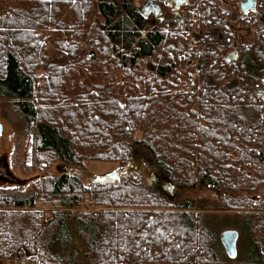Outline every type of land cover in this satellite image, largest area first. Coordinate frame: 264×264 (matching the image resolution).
Returning <instances> with one entry per match:
<instances>
[{
	"label": "trees",
	"instance_id": "trees-1",
	"mask_svg": "<svg viewBox=\"0 0 264 264\" xmlns=\"http://www.w3.org/2000/svg\"><path fill=\"white\" fill-rule=\"evenodd\" d=\"M138 1L0 0V99L47 172L0 193V261L264 264V0L154 22ZM84 162L121 173L86 184Z\"/></svg>",
	"mask_w": 264,
	"mask_h": 264
},
{
	"label": "rangeland",
	"instance_id": "rangeland-1",
	"mask_svg": "<svg viewBox=\"0 0 264 264\" xmlns=\"http://www.w3.org/2000/svg\"><path fill=\"white\" fill-rule=\"evenodd\" d=\"M144 2L145 0H140L137 5L143 7ZM233 2L234 3H231V5L237 4V6H239L237 1L234 0ZM0 125L3 127L0 136V193L6 196L15 197L16 199L26 198L31 193L32 183L38 177H43L46 171L43 172V170L38 169L39 167H36L37 164L34 161L36 147L33 144L34 139L32 140V137L29 136L27 123L16 107L6 99H0ZM140 135V133L137 134L138 137H140ZM138 164L139 163L137 162L136 165ZM61 167H63V169H61ZM57 169H60V171L73 170L68 169V167L61 162H55L53 168L50 169V172L56 174L58 171ZM145 169V176L149 181L151 169L149 166H146ZM73 171L75 172V170ZM113 172L117 173L115 179H118V175L121 173L118 165L101 162H84L83 166L76 171L77 175H79L86 184L98 181L97 178ZM186 197H188V195L184 194L182 198L184 199ZM44 209L46 210L45 217L49 218L48 211L50 205ZM229 231L238 232L234 229ZM238 233L239 239L237 241V252L241 247L242 240L240 232ZM224 251L227 255L225 248ZM0 264L6 263L0 261ZM17 264L27 263L19 261Z\"/></svg>",
	"mask_w": 264,
	"mask_h": 264
},
{
	"label": "flooded vegetation",
	"instance_id": "flooded-vegetation-1",
	"mask_svg": "<svg viewBox=\"0 0 264 264\" xmlns=\"http://www.w3.org/2000/svg\"><path fill=\"white\" fill-rule=\"evenodd\" d=\"M187 1L188 0H150V2L147 3V0H145L143 7L140 8L142 9V12L147 15V17L152 16V21L154 22L157 18H162L163 20L165 18L170 19V16L171 18H177L178 14L176 12L179 11L180 6ZM235 1L238 2L239 6H237V4H234V6H237L241 12L242 0ZM220 2L222 3V6H228V2H226V0H220ZM166 4L170 5V10H168ZM257 6L258 0L256 8Z\"/></svg>",
	"mask_w": 264,
	"mask_h": 264
},
{
	"label": "water",
	"instance_id": "water-1",
	"mask_svg": "<svg viewBox=\"0 0 264 264\" xmlns=\"http://www.w3.org/2000/svg\"><path fill=\"white\" fill-rule=\"evenodd\" d=\"M153 1V0H152ZM150 0H147V3ZM257 0H242L241 2V12L245 15H249L251 13H255L257 11L256 8ZM3 127L0 125V136L2 134ZM63 169V167H61ZM68 171V170H67ZM117 173H109L108 175L97 178L99 181L104 182L109 179H115ZM239 239V233L236 231H226L221 235V242L227 252V255L230 258H235L237 256V241Z\"/></svg>",
	"mask_w": 264,
	"mask_h": 264
}]
</instances>
